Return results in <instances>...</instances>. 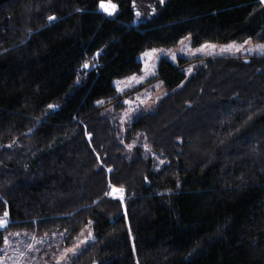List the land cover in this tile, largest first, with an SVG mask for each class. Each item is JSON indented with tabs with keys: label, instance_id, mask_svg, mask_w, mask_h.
<instances>
[{
	"label": "trees",
	"instance_id": "16d2710c",
	"mask_svg": "<svg viewBox=\"0 0 264 264\" xmlns=\"http://www.w3.org/2000/svg\"><path fill=\"white\" fill-rule=\"evenodd\" d=\"M189 36L264 44V4L0 0V247L25 233L48 238L39 264H264V55L161 61L168 94L125 131L103 105L140 54Z\"/></svg>",
	"mask_w": 264,
	"mask_h": 264
},
{
	"label": "rangeland",
	"instance_id": "374dc122",
	"mask_svg": "<svg viewBox=\"0 0 264 264\" xmlns=\"http://www.w3.org/2000/svg\"><path fill=\"white\" fill-rule=\"evenodd\" d=\"M262 2L264 4V0ZM107 3L110 2L105 4ZM99 11L107 15L101 7ZM115 11L112 15L116 13ZM205 45L209 47H203ZM232 45L239 48V51L236 48H232L231 51H221V49L229 48ZM201 48H203V51H199ZM145 53H152V55L148 57L145 56ZM260 55H264V44L256 43L255 41L247 40V43L236 41L224 45L207 43L198 48L193 47L191 36H189L181 40L177 46L155 48L140 54L138 60L142 65V70L133 74V76L116 81L117 95L107 100V103H102L110 111L114 112V117L121 121L123 131H125L129 129L135 118L146 114L158 100L168 94L163 80L155 79L161 61L169 59L171 62L177 63L179 57H186L190 59V62L186 64V69L188 74H191L193 69L202 66L208 60L231 56L248 61V59ZM132 77H135V79H131ZM111 197L122 200L124 199V193L122 190L114 189ZM2 220L6 221V226L0 227L4 229L7 227L8 221L5 218ZM25 235L23 233V235L13 234L11 237L7 236V242L0 247V264H39L38 261L43 259L44 256L40 254L37 246H43L48 241V238H28L24 237ZM50 242V246H53V241Z\"/></svg>",
	"mask_w": 264,
	"mask_h": 264
},
{
	"label": "snow or ice",
	"instance_id": "6c2138e0",
	"mask_svg": "<svg viewBox=\"0 0 264 264\" xmlns=\"http://www.w3.org/2000/svg\"><path fill=\"white\" fill-rule=\"evenodd\" d=\"M161 2H163V0H161ZM100 7H101V9H102L103 11H105L108 15H112V14L114 13V11H115V7H116V6H115L114 4H111V3H107V4H105V3H101ZM50 19H54V18H50ZM246 43H247V42H246ZM203 47H209V46H208V45H205V46H203ZM232 48H236V46H235V45H232V46H230L229 48L221 49V51H222V52H223V51H231ZM236 50L239 51V48H236ZM199 51H203V48H201ZM151 55H152V53H145V56L151 57ZM173 58H175V57H173ZM84 67L87 68L88 65L85 64ZM131 79H135V77H132ZM5 216H7V213H5ZM3 226H6V221L0 219V227H3ZM5 242H7V241H5ZM74 251H75L74 249H69V250H67V251H66V252L60 257V259L63 260V259L67 256V253H68V252H72V253L74 254ZM58 264H59V260H58Z\"/></svg>",
	"mask_w": 264,
	"mask_h": 264
},
{
	"label": "water",
	"instance_id": "95a60500",
	"mask_svg": "<svg viewBox=\"0 0 264 264\" xmlns=\"http://www.w3.org/2000/svg\"><path fill=\"white\" fill-rule=\"evenodd\" d=\"M102 13V12H101ZM96 67H93V69H95Z\"/></svg>",
	"mask_w": 264,
	"mask_h": 264
}]
</instances>
